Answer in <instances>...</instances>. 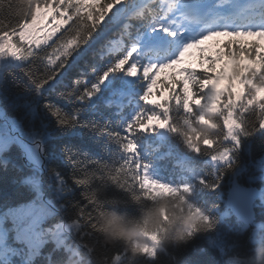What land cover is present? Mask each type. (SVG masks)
<instances>
[{
  "label": "trees",
  "instance_id": "obj_1",
  "mask_svg": "<svg viewBox=\"0 0 264 264\" xmlns=\"http://www.w3.org/2000/svg\"><path fill=\"white\" fill-rule=\"evenodd\" d=\"M30 3L0 0V21L22 18ZM144 6L161 15L157 0ZM114 39L119 47L111 55L118 58L128 38L116 33ZM206 43L214 49V41ZM3 60L0 112L27 131L24 136L39 137L40 157L37 164L28 162L16 141L0 150V264H264L259 105L225 104V115L213 105L210 84H196L190 104L183 97L171 100L164 127L132 134L138 163L146 165L141 174L174 190L149 196L140 184L130 189L106 175L124 158L112 133L124 134L125 124L143 107L139 83L125 81L116 88L113 77L99 84L90 100L57 104L52 97L62 92L38 88L31 65ZM189 66L196 67L193 73L203 71ZM138 71L142 74V68ZM172 71L159 75L167 78ZM160 98L154 93L153 99ZM56 107L62 120L50 112ZM202 127L212 131L202 132ZM222 154L227 158L219 160ZM237 184L259 189L248 224L234 216L227 200ZM181 217L185 227L173 233ZM203 217L210 218L212 227Z\"/></svg>",
  "mask_w": 264,
  "mask_h": 264
},
{
  "label": "snow or ice",
  "instance_id": "obj_2",
  "mask_svg": "<svg viewBox=\"0 0 264 264\" xmlns=\"http://www.w3.org/2000/svg\"><path fill=\"white\" fill-rule=\"evenodd\" d=\"M157 3L164 10L163 17L137 5L136 0H31L22 18L0 21V57L31 65L38 88L48 86L57 94L62 92V96L52 97L57 104L90 100L99 84L113 77L116 88L125 81L141 85L143 107L125 124L124 134L112 133L120 141L124 158L107 169L106 175L130 189L140 184L149 196L174 190L141 174L146 165L138 163L132 134L137 129L164 127L170 101L183 97L192 103L196 84H210L215 89L213 105H219L225 115V104L227 108L233 103L259 105V127L264 129V0ZM203 4L207 7L202 9ZM116 33L128 38L118 58L111 55L119 47ZM242 37L248 39H239ZM209 41H214V49L206 43ZM49 48L54 50L49 53ZM186 55L203 71L193 73L190 70L196 67L184 66ZM167 69L174 71L161 77L159 73ZM198 76L205 79L199 81ZM93 78L95 82H91ZM154 93L161 98L153 99ZM60 111L50 109L54 118L62 120ZM203 221L212 227L210 218L203 217Z\"/></svg>",
  "mask_w": 264,
  "mask_h": 264
},
{
  "label": "rangeland",
  "instance_id": "obj_3",
  "mask_svg": "<svg viewBox=\"0 0 264 264\" xmlns=\"http://www.w3.org/2000/svg\"><path fill=\"white\" fill-rule=\"evenodd\" d=\"M5 64L9 65L13 63L15 65L22 63L23 61H15L9 58H5ZM222 62L217 63V67L221 66ZM228 125H231V121L228 122ZM27 133L23 128H21L18 123L5 116L0 112V150L8 145L12 141H16L24 150L25 156L30 159V161L34 164L38 162L40 154H39V137L33 133L30 136H24L23 134ZM36 139V141H34ZM0 152V156H1ZM227 158L226 155L222 154L219 157V160H224Z\"/></svg>",
  "mask_w": 264,
  "mask_h": 264
},
{
  "label": "water",
  "instance_id": "obj_4",
  "mask_svg": "<svg viewBox=\"0 0 264 264\" xmlns=\"http://www.w3.org/2000/svg\"><path fill=\"white\" fill-rule=\"evenodd\" d=\"M258 198V189L236 186L229 190L227 199L232 213L245 224L253 220V203Z\"/></svg>",
  "mask_w": 264,
  "mask_h": 264
},
{
  "label": "clouds",
  "instance_id": "obj_5",
  "mask_svg": "<svg viewBox=\"0 0 264 264\" xmlns=\"http://www.w3.org/2000/svg\"><path fill=\"white\" fill-rule=\"evenodd\" d=\"M202 132L205 133H210L212 130L207 128V127H202L200 129ZM115 215V214H113ZM158 219V216H157ZM185 227V220L183 217H181L173 226H172V232L175 233L177 231L183 230V228Z\"/></svg>",
  "mask_w": 264,
  "mask_h": 264
}]
</instances>
